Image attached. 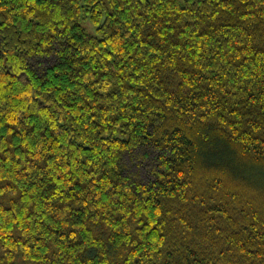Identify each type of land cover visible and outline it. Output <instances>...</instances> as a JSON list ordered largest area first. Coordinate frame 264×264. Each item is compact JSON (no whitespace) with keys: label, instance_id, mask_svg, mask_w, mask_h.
<instances>
[{"label":"trees","instance_id":"1","mask_svg":"<svg viewBox=\"0 0 264 264\" xmlns=\"http://www.w3.org/2000/svg\"><path fill=\"white\" fill-rule=\"evenodd\" d=\"M0 264H264V0H0Z\"/></svg>","mask_w":264,"mask_h":264},{"label":"rangeland","instance_id":"2","mask_svg":"<svg viewBox=\"0 0 264 264\" xmlns=\"http://www.w3.org/2000/svg\"><path fill=\"white\" fill-rule=\"evenodd\" d=\"M82 24L84 25V27L87 29V31L89 32V33H95L96 32V26L91 22V21H89V20H84L83 22H82ZM137 162L136 161H134L133 162V164H135L134 165V168L135 169H132L133 171H136L137 170V168H138V165L136 164ZM137 165V166H136ZM133 167V166H132Z\"/></svg>","mask_w":264,"mask_h":264}]
</instances>
